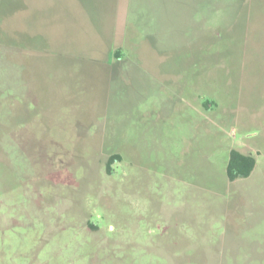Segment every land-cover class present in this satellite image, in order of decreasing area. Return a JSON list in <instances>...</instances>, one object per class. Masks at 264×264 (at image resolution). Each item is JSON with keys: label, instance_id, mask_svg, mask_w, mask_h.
<instances>
[{"label": "rangeland", "instance_id": "rangeland-1", "mask_svg": "<svg viewBox=\"0 0 264 264\" xmlns=\"http://www.w3.org/2000/svg\"><path fill=\"white\" fill-rule=\"evenodd\" d=\"M0 264H264V0H0Z\"/></svg>", "mask_w": 264, "mask_h": 264}, {"label": "trees", "instance_id": "trees-1", "mask_svg": "<svg viewBox=\"0 0 264 264\" xmlns=\"http://www.w3.org/2000/svg\"><path fill=\"white\" fill-rule=\"evenodd\" d=\"M116 154L110 157L108 162V171L111 172V164L117 160ZM256 166V158L249 154H244L236 149L230 153L227 164V174L229 178L235 179L239 177H247L251 174Z\"/></svg>", "mask_w": 264, "mask_h": 264}]
</instances>
